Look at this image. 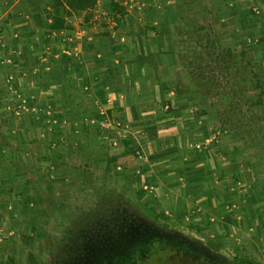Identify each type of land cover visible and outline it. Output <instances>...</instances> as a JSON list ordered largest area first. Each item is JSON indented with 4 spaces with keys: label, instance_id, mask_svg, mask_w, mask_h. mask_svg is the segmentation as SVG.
<instances>
[{
    "label": "rangeland",
    "instance_id": "1",
    "mask_svg": "<svg viewBox=\"0 0 264 264\" xmlns=\"http://www.w3.org/2000/svg\"><path fill=\"white\" fill-rule=\"evenodd\" d=\"M168 2L189 52L187 80L172 89L186 148L165 153L170 138L151 122L134 135L113 122L115 136H80L75 147L49 117L38 126L53 139L14 123L0 132V253L18 264H130L165 239L187 249L173 264H264V0ZM174 155L196 161L208 202L158 199L146 163Z\"/></svg>",
    "mask_w": 264,
    "mask_h": 264
},
{
    "label": "crops",
    "instance_id": "2",
    "mask_svg": "<svg viewBox=\"0 0 264 264\" xmlns=\"http://www.w3.org/2000/svg\"><path fill=\"white\" fill-rule=\"evenodd\" d=\"M110 2L97 0L68 16L66 27L52 28V0H0V132L10 133L19 122L21 135L41 134L42 128L51 139L53 131L67 136L61 140L75 147L80 136H115L113 122L124 121L133 135L134 126L142 130L151 122L170 138L165 153L186 148L182 98L172 91L183 86L189 71V52L178 47L185 34L177 28L176 6L168 0H122L121 15L109 9ZM48 117L54 130L46 133L38 123ZM49 140L43 148L52 150ZM57 148L66 150L59 143ZM175 157L146 163L158 199L208 202L198 189L210 182L195 178L196 161Z\"/></svg>",
    "mask_w": 264,
    "mask_h": 264
},
{
    "label": "trees",
    "instance_id": "3",
    "mask_svg": "<svg viewBox=\"0 0 264 264\" xmlns=\"http://www.w3.org/2000/svg\"><path fill=\"white\" fill-rule=\"evenodd\" d=\"M121 1L122 0H111L109 9L111 11L124 15L126 13V7ZM96 2L97 0H52L54 12L49 13L48 15L53 19V22L51 24L52 28L66 27L67 18L68 16L72 15L74 11L90 9L95 6ZM89 18L90 14L86 16V21L89 20ZM117 21H119V18H117ZM125 146L127 147L126 143ZM127 150L131 149L127 147ZM28 190H30V188H28ZM172 244H169L168 241H166L165 239H153L149 244V248L147 249V252L144 257L141 256L140 259H137L136 263L134 260L130 262V264H173L170 260L171 256H173L172 254H174V256H177V254L182 255L184 253H187V249L181 244H178L177 246H175L174 243ZM5 252L0 253V264H18L14 256L15 254H13L10 250L7 251V253ZM205 260L209 264H217L212 261H209V259ZM27 263V261L24 262V264ZM239 264L250 263L246 260H241Z\"/></svg>",
    "mask_w": 264,
    "mask_h": 264
},
{
    "label": "built area",
    "instance_id": "4",
    "mask_svg": "<svg viewBox=\"0 0 264 264\" xmlns=\"http://www.w3.org/2000/svg\"><path fill=\"white\" fill-rule=\"evenodd\" d=\"M21 107H23L24 105H20ZM24 108H25V106H24Z\"/></svg>",
    "mask_w": 264,
    "mask_h": 264
}]
</instances>
